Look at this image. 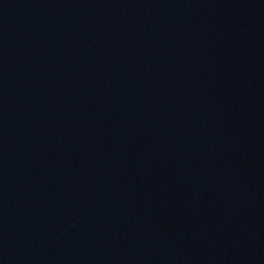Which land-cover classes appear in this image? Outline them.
I'll return each mask as SVG.
<instances>
[{"label":"water","instance_id":"water-1","mask_svg":"<svg viewBox=\"0 0 264 264\" xmlns=\"http://www.w3.org/2000/svg\"><path fill=\"white\" fill-rule=\"evenodd\" d=\"M0 264H264V0H0Z\"/></svg>","mask_w":264,"mask_h":264}]
</instances>
